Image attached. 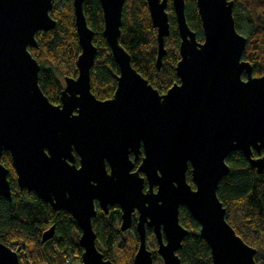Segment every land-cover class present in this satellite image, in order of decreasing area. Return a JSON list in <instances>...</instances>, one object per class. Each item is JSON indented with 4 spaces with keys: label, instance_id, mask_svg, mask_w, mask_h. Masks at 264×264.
Listing matches in <instances>:
<instances>
[{
    "label": "water",
    "instance_id": "95a60500",
    "mask_svg": "<svg viewBox=\"0 0 264 264\" xmlns=\"http://www.w3.org/2000/svg\"><path fill=\"white\" fill-rule=\"evenodd\" d=\"M52 1L0 0V157L10 154L18 187L73 217L81 231L82 264H113L96 247L94 201L103 209L119 206L121 231L131 227L137 212L134 264H153L146 226L153 229L163 264H181L177 252L188 234L179 221L181 208L198 224L212 264H257L256 249L226 221L217 197L231 170L226 159L234 152L264 174V76L254 77L243 60L247 38L236 29L234 1L196 0L203 31L198 42L186 21L185 0H171L180 37L179 82L160 94L132 67L119 43L127 0H98L103 37L119 70L112 97L99 100L90 86L97 52L93 32L84 0H72L77 76L64 79L57 105L42 93L40 66L28 50L38 47V32L55 28ZM146 2L157 32L159 70L169 35L168 0ZM131 155L135 161L142 155L134 172ZM7 175L0 163V197L10 201ZM53 235L52 226L41 243ZM0 264H20L1 241Z\"/></svg>",
    "mask_w": 264,
    "mask_h": 264
},
{
    "label": "trees",
    "instance_id": "16d2710c",
    "mask_svg": "<svg viewBox=\"0 0 264 264\" xmlns=\"http://www.w3.org/2000/svg\"><path fill=\"white\" fill-rule=\"evenodd\" d=\"M233 1L236 29L247 38L243 60L252 64L255 76L262 77L264 0ZM166 12L169 35L164 40L165 55L159 70L156 68L157 32L151 24L146 0L125 2L119 37L120 45L131 57L132 67L160 94L179 82L175 67L179 60L180 37L171 0H168ZM83 13L97 48L90 70L91 92L97 99L106 100L114 93L119 70L103 37V14L98 0H84ZM50 16L56 22L55 28L38 32V47L28 50L40 66L38 85L42 93L57 105L63 89L61 80L77 76L76 60L80 47L72 0H53ZM185 16L197 41L202 42L203 31L196 0H185ZM253 156L257 158L260 154L254 150ZM75 158L78 159L76 155ZM0 163L8 170L11 189L10 201L0 197V241L18 253L22 264H68L66 261L70 254L76 255L80 261L79 229L70 215L62 210H52L33 191L18 187L8 152L2 153ZM226 163L231 170L221 180L217 190V197L226 210V221L249 246L256 249L257 264H264V174H259L242 152L232 153ZM186 175L193 187L189 169ZM118 217L114 208L104 220L93 222L99 251H105L114 264H133L138 246L136 234H130L133 246L127 257L114 254L117 240L120 239L118 249L126 248V237L119 233ZM179 221L188 230L177 252L181 264H212L210 249L199 235V226L185 208L180 209ZM52 226L53 239L41 243L42 234Z\"/></svg>",
    "mask_w": 264,
    "mask_h": 264
},
{
    "label": "flooded vegetation",
    "instance_id": "af4514ba",
    "mask_svg": "<svg viewBox=\"0 0 264 264\" xmlns=\"http://www.w3.org/2000/svg\"><path fill=\"white\" fill-rule=\"evenodd\" d=\"M252 65V64H251ZM253 76L254 77H259V76H255L254 75V69H253ZM245 77V76H244ZM141 158H142V155H140L139 156V159L137 160V161H135L134 160V157L131 155L130 156V159L132 160V162H133V164H134V168H133V172L137 169V167L139 166V164H140V162H141ZM78 159L76 160V158H75V164L78 166ZM107 169H108V171H109V168H108V166H107ZM140 176L141 177H143L144 178V176L142 175V174H140ZM147 189H148V184H147V182L145 181V183H144V192H146L147 191ZM152 191L153 192H156L157 191V187L156 186H153L152 187ZM50 206V205H49ZM114 208H116L117 209V213L119 214V217H118V224H119V233L121 234V235H123V237H126L127 235H128V233H131V234H136L137 235V232H136V228H135V226H136V221H137V217H138V214H137V212L135 211L134 213H133V215H132V224H131V227L129 228V229H127L126 231H121L120 230V224H121V210H120V208H119V206L118 205H115V206H107L106 207V209H103L101 206H100V204H99V202H97V201H94V211H95V216L91 219V224H92V227H93V222L96 220L97 222L98 221H101V220H104V218L105 217H107L108 215H109V213H110V210L111 209H114ZM61 211V210H60ZM65 212V211H64ZM67 213V212H66ZM67 214H69V213H67ZM70 215V214H69ZM70 217L73 219V217L70 215ZM73 221L75 222V224H76V226H77V223H76V221L73 219ZM77 228L79 229V227L77 226ZM93 230H94V228H93ZM145 231H146V246H147V238H148V236H150L153 240H154V243L155 244H153V245H151V246H147V249L151 252V254H152V261H153V264H163V261H162V259H161V257L158 255V253H157V249H158V245H157V240H156V236H155V234H154V232H153V229L152 228H150V227H148V226H146V228H145ZM94 233H95V235H96V247H97V249L99 250V241H98V239H97V234H96V232H95V230H94ZM80 234H81V231H80V229H79V237H80ZM53 237H54V235H53ZM53 237L50 239V240H52L53 239ZM137 237H138V235H137ZM50 240H48V241H50ZM162 240H164V235H163V233H162ZM138 241H139V238H138ZM81 248V247H80ZM81 250H82V248H81ZM15 252V251H14ZM82 253H83V250H82ZM109 255H111V253H108ZM17 255H18V253H17ZM82 255V254H81ZM102 255H103V257H104V260H107V261H110V262H112V260L109 258V256H107L106 255V252L105 251H102ZM157 256V257H156ZM18 259H19V263L20 264H22V261H21V258L19 257V255H18ZM66 263H68V264H82V261H81V256H80V261H79V259H78V257L76 256V255H74V254H70L69 256H68V259H67V261H66ZM113 263V262H112ZM114 264V263H113ZM134 264V263H133Z\"/></svg>",
    "mask_w": 264,
    "mask_h": 264
},
{
    "label": "rangeland",
    "instance_id": "374dc122",
    "mask_svg": "<svg viewBox=\"0 0 264 264\" xmlns=\"http://www.w3.org/2000/svg\"><path fill=\"white\" fill-rule=\"evenodd\" d=\"M61 82H62V85L64 86V81L61 80ZM130 234L131 233H128V235L126 236V240L124 241V246H126L125 249H123V250L118 249L117 248V244L120 241V239L116 241V243H115L116 244L115 245V252H114L115 256L124 258V257H127L130 254L128 252H129L130 248L133 246L132 241L130 240ZM153 244H155L154 240L150 236H148V238H147V246H151Z\"/></svg>",
    "mask_w": 264,
    "mask_h": 264
}]
</instances>
